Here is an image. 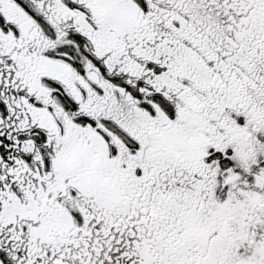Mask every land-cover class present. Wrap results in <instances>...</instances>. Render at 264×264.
<instances>
[{"label": "snow or ice", "instance_id": "1", "mask_svg": "<svg viewBox=\"0 0 264 264\" xmlns=\"http://www.w3.org/2000/svg\"><path fill=\"white\" fill-rule=\"evenodd\" d=\"M0 264H264V0H0Z\"/></svg>", "mask_w": 264, "mask_h": 264}]
</instances>
